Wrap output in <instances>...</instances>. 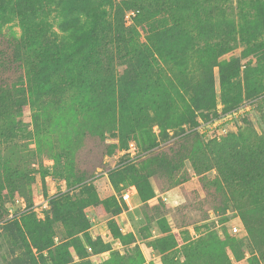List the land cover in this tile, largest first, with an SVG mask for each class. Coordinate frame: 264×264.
Masks as SVG:
<instances>
[{
	"label": "rangeland",
	"instance_id": "1",
	"mask_svg": "<svg viewBox=\"0 0 264 264\" xmlns=\"http://www.w3.org/2000/svg\"><path fill=\"white\" fill-rule=\"evenodd\" d=\"M55 1L45 8L72 30L102 10L101 0ZM135 1L154 30L146 52L128 51L135 42L122 25L135 14L133 5L119 9L111 19L120 35L100 41L88 71L91 39L83 37L75 58L40 69L38 101L0 103V170L21 168L20 177L8 171L0 199V264H264V179L256 193L219 181L221 157L232 161L249 136L264 140V103L254 92L264 89V4L248 10L233 0L229 16L199 35L189 33L199 28L192 12L214 0ZM207 43L226 48L214 67L189 58ZM65 80L76 85L60 87ZM246 104L235 131L201 134L219 105ZM130 186L131 210L123 199ZM125 210L131 226L123 229Z\"/></svg>",
	"mask_w": 264,
	"mask_h": 264
},
{
	"label": "trees",
	"instance_id": "2",
	"mask_svg": "<svg viewBox=\"0 0 264 264\" xmlns=\"http://www.w3.org/2000/svg\"><path fill=\"white\" fill-rule=\"evenodd\" d=\"M53 1L56 2L55 0H0V103L21 101L32 103L38 101L36 94L43 81L40 69L50 65L61 67L65 56L72 52L73 58H75L82 48L83 37L91 39L89 48L83 53L84 61L81 66V72L88 71L89 59L101 53L102 43L100 41L108 40V37L115 35L114 32L120 35L119 29H114L111 19V14L119 9L131 7L132 5L134 8H132L135 14L133 24L130 26L122 25V32L130 36V40L135 42L132 46H129V52L134 49L140 53L146 52L150 41L154 37L152 24L146 17V9L140 6L136 7L137 1L135 0H101V12L86 14L85 20H81L77 28L73 30L63 26L62 17L56 10L52 11L45 8L47 3L51 4ZM239 3L241 9H251L257 4H264V0H239ZM206 4L207 6L204 9L199 7V13L195 9L192 12V16L197 14L199 28L189 26V33H196L199 29L200 35L204 33L207 24L210 25L227 18L232 9L233 0H214ZM50 13H55L51 15L52 22L48 20ZM95 18L100 21L99 27L92 26V20ZM16 27L20 29V32L17 31ZM172 30H175V27L171 23V26L166 28L165 31L170 32ZM71 32L78 35L80 33L73 43H69L66 37ZM225 50L226 48L222 44L213 47L207 43L201 49L191 50L189 58L203 56L202 58L206 63L214 67L218 65L217 59ZM15 64L18 65L16 68L22 69V74L19 76H14ZM237 71V68H235L233 74H236ZM233 74L230 77L231 79L236 76ZM50 84L57 85V80L50 82ZM58 85L60 87H72L76 83L74 80H65ZM224 85L223 82V89ZM230 85L229 82V88ZM254 92L255 98L261 99L264 103V89L259 87ZM227 96H231V99L237 98V94L233 92H227ZM244 141L246 146L243 150L239 149L238 152H235L232 161L220 158L223 164L219 167L222 171L221 180L219 181L223 182L225 188L229 190L234 187H238L236 190H239L244 185H248V189L253 188V190H248L249 193L251 191L256 193L262 185L259 184V180L264 179V173L261 171L262 167L260 165L264 156V149L260 146V143L264 140L254 142L252 137L249 136ZM237 145V142H233L229 147L233 146L236 149ZM11 170L14 175L16 174L19 177L21 175L19 166L8 167L4 172L0 170L1 200L4 199L2 191L6 187L5 181H8V177L12 175V173L9 175L8 172ZM231 191L233 192L234 189ZM242 211L246 226L252 227L253 219L250 218L251 214L249 213L251 211L247 210L248 215L246 209ZM2 216L0 211V220L3 218Z\"/></svg>",
	"mask_w": 264,
	"mask_h": 264
},
{
	"label": "built area",
	"instance_id": "3",
	"mask_svg": "<svg viewBox=\"0 0 264 264\" xmlns=\"http://www.w3.org/2000/svg\"><path fill=\"white\" fill-rule=\"evenodd\" d=\"M251 110V105L246 104L242 105L234 110L224 112L222 107L219 105V115L215 119L202 123L200 126V132L203 136L207 137H217L228 134L231 131H235L238 127V124L241 123V119L244 116V113ZM133 145V144H131ZM137 193V190L134 186H130L124 194L123 199L126 204H130L131 198ZM95 221V219H93ZM234 231H238V228L235 227ZM107 232V231H104Z\"/></svg>",
	"mask_w": 264,
	"mask_h": 264
},
{
	"label": "crops",
	"instance_id": "4",
	"mask_svg": "<svg viewBox=\"0 0 264 264\" xmlns=\"http://www.w3.org/2000/svg\"><path fill=\"white\" fill-rule=\"evenodd\" d=\"M132 197H133V196H132ZM133 200H134V197H133ZM131 202H132V198H131ZM131 202H130V204H128V206H131V207H130V210H131L132 207H133L132 204H131ZM130 210H125L124 213L121 215L123 229H124L125 227H127V226H131V222H130V220H129V216H128V211H130ZM102 224H103V222H102ZM100 225H101V223H100ZM106 226H107V224H106Z\"/></svg>",
	"mask_w": 264,
	"mask_h": 264
}]
</instances>
